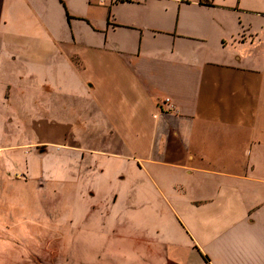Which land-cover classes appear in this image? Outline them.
Listing matches in <instances>:
<instances>
[{"label": "crops", "instance_id": "obj_1", "mask_svg": "<svg viewBox=\"0 0 264 264\" xmlns=\"http://www.w3.org/2000/svg\"><path fill=\"white\" fill-rule=\"evenodd\" d=\"M53 2L0 0V212L12 171L77 176L122 209L121 264H264V0ZM23 114L57 167L5 144Z\"/></svg>", "mask_w": 264, "mask_h": 264}, {"label": "rangeland", "instance_id": "obj_2", "mask_svg": "<svg viewBox=\"0 0 264 264\" xmlns=\"http://www.w3.org/2000/svg\"><path fill=\"white\" fill-rule=\"evenodd\" d=\"M60 1L62 10L65 11L68 5L69 12H82L88 0ZM52 3L53 0H44L43 4L48 7ZM95 12L101 13L99 9ZM80 24L81 21H75L73 26L81 27ZM67 31V22L57 21L56 37L66 38ZM30 36L43 39L51 35L45 29L34 26ZM16 110L21 112L16 106H8L9 114H16ZM27 111L29 109L24 108V112ZM21 118L20 128L17 124H8L5 144L22 142V151L30 152L27 159L36 157L44 166L57 167L60 146L36 145L30 123L24 114ZM76 177L73 176L65 187L46 174L43 191L36 186L44 185L42 178L36 181L29 179L25 173H9V180L3 182L5 203L0 212V264H121L124 226L111 231L113 226L108 219L112 215L117 216L122 223V209H113L106 204V197L111 196L108 190L103 189L101 197L79 193L87 186L83 185L81 189L78 184L75 186ZM11 197L13 202L9 203ZM111 210L112 215L107 216Z\"/></svg>", "mask_w": 264, "mask_h": 264}, {"label": "built area", "instance_id": "obj_3", "mask_svg": "<svg viewBox=\"0 0 264 264\" xmlns=\"http://www.w3.org/2000/svg\"><path fill=\"white\" fill-rule=\"evenodd\" d=\"M168 99H166V101H167Z\"/></svg>", "mask_w": 264, "mask_h": 264}]
</instances>
